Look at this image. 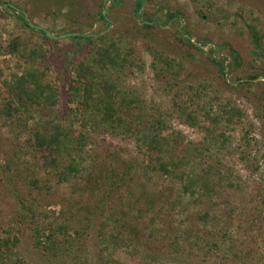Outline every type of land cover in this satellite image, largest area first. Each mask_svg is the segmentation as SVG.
Returning a JSON list of instances; mask_svg holds the SVG:
<instances>
[{"label": "rangeland", "instance_id": "obj_1", "mask_svg": "<svg viewBox=\"0 0 264 264\" xmlns=\"http://www.w3.org/2000/svg\"><path fill=\"white\" fill-rule=\"evenodd\" d=\"M138 2L0 0V47L6 48L11 39L21 37L48 48L49 78L59 81L63 88L56 109L61 116L69 112L67 108L77 107L76 101L71 104L68 100L70 64L82 61L93 46L69 37L46 40L37 31L24 28L19 12L24 11L34 25L54 32L56 37L92 35L99 43L104 34L113 39L125 35V43L135 49L138 67L117 74L119 87L136 92L146 104L161 109L168 122L166 135L175 139L174 156L189 160L186 170L190 177L192 170L205 169L207 191L185 194L187 179L181 183L163 175L145 174L149 158L130 135L112 139L95 133L90 134L92 142L85 155L88 170L73 183L61 184L54 173L44 170L41 155L26 144L27 133L12 131L5 124L6 118L0 116V233L9 222H16L24 204L51 216L76 205L73 227H88L84 235L86 264H106L108 256L101 253L104 236L119 233L121 238L131 239L125 242L130 248L120 249L111 264H264V208L260 206L264 200V0H145L139 15ZM8 5L20 11H11ZM100 11L109 15V23L98 18ZM171 13L179 16L167 25ZM149 21L160 27L144 28ZM252 26L260 34V45L249 29ZM183 38L202 50L192 48ZM232 49L239 53V66L231 57ZM158 56L173 59L182 68H168ZM23 66L24 61L0 52V92L22 73ZM254 75L259 78L249 80ZM201 84L206 86L205 93L196 99V105L188 107L191 117L196 118L194 124L177 103L180 95L189 102L191 96L200 93ZM227 104L241 111L232 124L225 118L215 131L226 134L229 143L218 156L201 159L195 149H201L209 125L203 108L219 115ZM120 115L135 130V111L124 109ZM83 123L80 118L75 129L84 131ZM132 165L131 180L110 191V175L122 174ZM206 213L215 225L231 222L234 243L223 242V231L215 230L212 221L200 220ZM102 225L106 229L102 230ZM191 228L198 233L191 242L181 240L187 248L174 251V236H185ZM154 229L161 232L159 238L149 237ZM209 232L214 237L211 243H218L217 250L203 246L211 238L206 236ZM21 239L11 254L13 261L49 264L44 252L33 246L30 230Z\"/></svg>", "mask_w": 264, "mask_h": 264}, {"label": "trees", "instance_id": "obj_2", "mask_svg": "<svg viewBox=\"0 0 264 264\" xmlns=\"http://www.w3.org/2000/svg\"><path fill=\"white\" fill-rule=\"evenodd\" d=\"M144 2L145 0H139L137 4L138 15ZM8 7L11 11H20L11 5ZM19 13L24 28L32 32L37 31L46 40L51 39L45 31L29 25L24 11ZM108 16L103 11L98 14V18L106 23H109ZM178 16V13H171L166 24L174 22ZM143 26L150 30L160 27L155 21H149ZM249 29L253 33L255 42L260 45L261 37L256 28L252 26ZM69 39L84 40L93 47L90 54L82 61L70 64L68 100L71 104L76 101L77 107L75 110L67 108L69 112L61 113V116L57 115L56 109L61 102L63 88L59 81L49 78L51 69L49 65H46L49 61L48 48L44 44L33 43L31 40L25 41L21 37L11 39L6 48L0 47V52L24 61L22 73L14 76L9 83L4 85L3 90H6L4 94L3 90L0 92V116L6 118L5 124L10 126L12 131L16 129L19 134L27 133L26 144L41 155L44 170L54 173L61 184L73 183L82 176L84 171L88 170L85 167L87 160L85 155H87L86 150L89 143L92 142L91 133L112 139L116 135L121 137L130 135L136 140L138 148L143 150L149 158L144 167L146 168L145 174H159L174 178L181 183L187 179L183 188L185 194L195 196L205 193L208 188V174L205 169L199 168L198 173L196 168L191 171V177L187 175L186 169L191 163L186 157L174 156L175 139L171 135H166L168 122L161 109L158 106L146 104L136 92L119 87L117 74L121 75V71L125 69L138 67L134 61L135 49L125 43L128 38L121 34L117 39H113L109 34H104L97 43L94 42L92 35L76 34ZM183 40L188 42L192 48L202 50L190 39L183 38ZM231 57L235 65L239 66L240 56L236 49L231 50ZM158 58L168 68H172L173 65L182 68L181 64L173 59L165 60L160 56ZM221 72L223 75L224 69H221ZM258 78L259 75H254L250 76L249 80ZM205 90L206 86L201 84L200 93H197L195 97L191 96L189 102L183 95H180L178 99L180 102L178 101L177 106L194 124L196 118L191 117L192 114L188 112V107L196 105V99H201ZM124 109L135 111V130L129 127L127 121L120 115ZM203 114L209 125L205 129L206 136L202 141L201 149L198 147L195 149L197 156L201 159L216 157L218 151L227 147L229 138L224 133L217 135L215 131L225 118L229 124H232L236 118L241 116V111L235 105L227 104L222 107L219 115H214L212 110L206 107L203 108ZM80 118L84 120L81 125L84 131L75 129ZM178 137L180 139L181 135ZM207 166H209L207 169L212 171L211 166ZM134 168L135 165H132L122 174L115 173L113 176H108L110 180H113L110 191L126 185L131 180ZM91 180H87L89 185L92 184ZM260 206L264 208V200ZM23 209L24 212L18 214L16 222H9L1 230L0 264H25L22 259L13 261L11 254L21 243V236L27 230L32 232L33 246L44 252L49 264H86L88 248L84 235L85 228L88 227L80 226L76 229L73 227L72 214L77 212L76 205L66 207L58 216H55V213L51 216L47 212H39L33 205L24 204ZM259 214L262 216L263 212L260 211ZM110 220L114 219L110 218ZM200 220L204 223L210 221L212 224L216 223L210 219L208 213L200 217ZM220 223V225L214 224L213 228L223 231L220 235L223 242L232 243L234 237L231 233V222L222 221ZM101 229H106V225H102ZM171 232L174 235V232ZM160 233L158 229H154L149 237L159 238ZM196 233L198 230L191 228L185 236L175 235L171 244L174 251H184L187 246H183L181 240L191 242ZM206 236H211V238L204 239L203 246L208 250H217L218 243H211L213 235L209 232ZM130 240V238L129 240L121 238L120 233L110 237L104 236L101 253L102 256H108L106 264H111L120 249L127 251L130 245L125 242H130Z\"/></svg>", "mask_w": 264, "mask_h": 264}, {"label": "water", "instance_id": "obj_3", "mask_svg": "<svg viewBox=\"0 0 264 264\" xmlns=\"http://www.w3.org/2000/svg\"><path fill=\"white\" fill-rule=\"evenodd\" d=\"M25 17H26V20H27V22L29 23V25H30L31 27H33V28H37V29H39V30H43V31H45L46 34H47V36H48L49 38H51V39H58V38L64 39L65 37H70V36H71V35H64V36H61V37H56V36H55L53 33H51L50 31H47V30H45V29H43V28H41V27H38V26L34 25V24L30 21V19L28 18L27 14H25Z\"/></svg>", "mask_w": 264, "mask_h": 264}]
</instances>
